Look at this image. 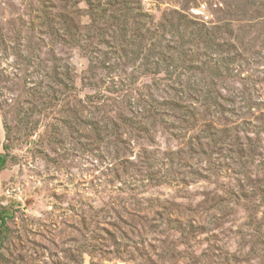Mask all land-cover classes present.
I'll use <instances>...</instances> for the list:
<instances>
[{
    "label": "rangeland",
    "instance_id": "obj_1",
    "mask_svg": "<svg viewBox=\"0 0 264 264\" xmlns=\"http://www.w3.org/2000/svg\"><path fill=\"white\" fill-rule=\"evenodd\" d=\"M0 264H264V0H0Z\"/></svg>",
    "mask_w": 264,
    "mask_h": 264
},
{
    "label": "built area",
    "instance_id": "obj_2",
    "mask_svg": "<svg viewBox=\"0 0 264 264\" xmlns=\"http://www.w3.org/2000/svg\"><path fill=\"white\" fill-rule=\"evenodd\" d=\"M196 14V13H195Z\"/></svg>",
    "mask_w": 264,
    "mask_h": 264
}]
</instances>
